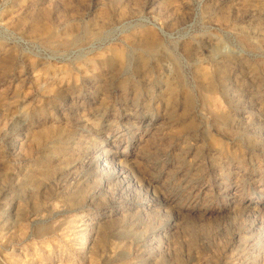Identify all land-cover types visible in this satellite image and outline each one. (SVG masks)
Masks as SVG:
<instances>
[{
    "label": "rangeland",
    "instance_id": "1",
    "mask_svg": "<svg viewBox=\"0 0 264 264\" xmlns=\"http://www.w3.org/2000/svg\"><path fill=\"white\" fill-rule=\"evenodd\" d=\"M0 264H264V0H0Z\"/></svg>",
    "mask_w": 264,
    "mask_h": 264
}]
</instances>
